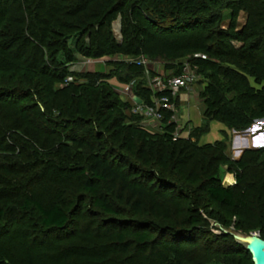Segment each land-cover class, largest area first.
Listing matches in <instances>:
<instances>
[{
	"label": "trees",
	"instance_id": "16d2710c",
	"mask_svg": "<svg viewBox=\"0 0 264 264\" xmlns=\"http://www.w3.org/2000/svg\"><path fill=\"white\" fill-rule=\"evenodd\" d=\"M204 2L0 0V264H209L228 247L251 258L211 211L220 231L209 228L200 202L251 212L253 226L239 218L234 228L264 238V148L233 159L227 132L198 139L210 121L243 131L264 118V0ZM119 13L120 42L111 29ZM74 52L142 54L174 74L187 61L201 84L202 125L186 120L175 137L164 111L163 127L148 128L109 82L144 79L142 66L71 72ZM131 91L150 103L141 81ZM223 167L233 184H222Z\"/></svg>",
	"mask_w": 264,
	"mask_h": 264
},
{
	"label": "rangeland",
	"instance_id": "374dc122",
	"mask_svg": "<svg viewBox=\"0 0 264 264\" xmlns=\"http://www.w3.org/2000/svg\"><path fill=\"white\" fill-rule=\"evenodd\" d=\"M132 0H127L128 4L131 2ZM138 1V0H137ZM203 3L204 0H202ZM71 3L69 1H66L64 3L68 4ZM127 4V5H128ZM208 5L210 6V11L214 10L216 7H214V5H211L208 3ZM231 18H232V11L230 9H223L222 10V17L219 20V25L222 26L223 28H227L231 22ZM236 25H237V29H240L242 27V25H244L245 19H246V14L244 11H240L236 17ZM121 14H117V17H115V19L112 20L111 22V29L113 31V34L115 36V38L120 42L121 41V34H120V27H121ZM68 45L73 49V51H75V41H76V37H70L68 38ZM236 44V43H235ZM75 54V58L74 60L68 64L69 66V70L71 72H102V73H113V72H118L120 71L119 67L120 65H122L125 62H132V61H136V59H138L139 57H141L140 55L138 56H129V55H124L121 53H114L111 55H104L98 58H91V57H85L83 55H79L76 52H74ZM142 55V54H141ZM60 59V58H59ZM61 60V59H60ZM155 61L150 60L149 61V65L150 67H155V69H158V72L162 71L163 69L159 66V63H154ZM155 64V65H154ZM161 64V63H160ZM142 74H143V78L142 77H133V79L130 82H136V81H141L143 83V85L145 86L146 83H148V81L150 79H152V75L148 74L146 72V70L144 69V67H142ZM122 71V69H121ZM161 73V72H160ZM73 79L72 75H69L66 79V81H70ZM141 79V80H140ZM110 83H112L114 85V88L116 90V92L119 94V96L124 100V101H130L131 103H133V101H137L136 97H134L132 91L130 90L128 93L131 95L132 99H130L127 95V92L122 90V87L124 88L125 86H121L120 83L113 77L110 78L109 80ZM129 82V83H130ZM201 91V84L199 82H195L193 84L190 85L189 89H184L181 90L178 95L176 97H178V105L176 104V109H177V115L178 117H180V119L182 120V123L186 120H188L190 122L191 126H200L202 125V116H201V112H202V108L200 106V93ZM135 98V99H134ZM148 126V128L150 129H154L152 127L151 124H146ZM252 129L249 131L243 130V131H229V129L225 126V124L218 122V121H210L208 124V131L201 135L198 139L199 144H204L207 142H214L216 140H220L223 138L224 133L223 132H227L228 133V137H227V149H226V153L230 158L233 159H239L241 157V155L243 154V152L246 150H244L240 155L238 154V150H243L244 146H240V144H244V142L246 141L245 139H249L251 142L253 141V143H251V145H248L250 148L248 149H257L258 147L260 148H264V118H258L255 119L253 124H252ZM110 132L106 131L109 133L110 136L113 137V134H116L115 132H113L112 130H109ZM238 137V138H236ZM242 139V142L239 143L238 140ZM257 142V144H255L254 142ZM236 142V144H235ZM238 142V143H237ZM241 144V145H242ZM263 144V145H262ZM253 168V167H251ZM223 170L221 172V180H222V184L224 185H230L233 184L235 182V178L234 175L232 173H229L226 171V169L223 167ZM9 176V174L7 175ZM247 179H249V176H247ZM15 195V194H12ZM9 200V202L5 203V206L8 208L9 206L12 207V209L16 208L18 209V206L16 204V200L15 202H11ZM201 207H203L204 209H200L203 217L208 218L209 222L211 223V225L209 226V228L218 233L220 230L218 229L217 226V221H215L213 218H209L208 217V212L211 211L213 214V217H219L220 219H222V221L225 223L224 228L228 229V230H232V231H237L234 228V224L238 221V219L240 218V216L235 213L232 212L230 209H222V207L213 204L210 201H206L204 199H202V202H200ZM250 214H247L248 217L246 216H242L240 219H242L243 223L242 226L243 227H248V226H253L254 223L256 222V217H252V213L249 212ZM7 214V213H6ZM255 216V215H253ZM32 221H37L36 218V213H32L31 216ZM3 226L4 224L7 223V220L3 221ZM220 224V223H219ZM237 232H242V231H237ZM254 232V231H253ZM256 232H258L256 230ZM251 232H248V234ZM3 246H6V244H4ZM219 250H222L221 248H219ZM209 264H252L250 255L246 252H242V251H231L230 247L227 248L226 252L222 255V256H217L215 255L214 257H212V260H210Z\"/></svg>",
	"mask_w": 264,
	"mask_h": 264
},
{
	"label": "built area",
	"instance_id": "2783aa9c",
	"mask_svg": "<svg viewBox=\"0 0 264 264\" xmlns=\"http://www.w3.org/2000/svg\"><path fill=\"white\" fill-rule=\"evenodd\" d=\"M136 61H132L138 66L144 67L148 74H153L152 79L146 83V87L152 92L150 103L145 102L143 99L136 97L137 101L130 103V113L138 115L141 118V123L151 124L155 130L163 127L164 111L170 112L168 123L176 124L173 131V135L179 136L182 125V120L177 115V109L175 104V98L181 90L189 89L190 85L195 83L198 79L197 74L190 67L187 61L182 62L180 72L172 73L164 70L163 64L159 63V66L163 69L158 72L155 67H150L149 59L145 55H140ZM194 56L202 59L206 58L205 54H195ZM157 63V62H154ZM155 65V64H154ZM132 82L127 84L122 90L127 92V95L132 99L128 93L131 90ZM135 99V98H134Z\"/></svg>",
	"mask_w": 264,
	"mask_h": 264
},
{
	"label": "water",
	"instance_id": "95a60500",
	"mask_svg": "<svg viewBox=\"0 0 264 264\" xmlns=\"http://www.w3.org/2000/svg\"><path fill=\"white\" fill-rule=\"evenodd\" d=\"M251 129L252 127L246 129V131ZM248 148L250 147L247 144L244 146L243 150H238V154H241L245 149ZM219 227L223 232L231 234L237 242L244 246V248L251 254L253 264H264V238L260 236L259 232L254 231L249 234H244L241 232L224 229L221 226Z\"/></svg>",
	"mask_w": 264,
	"mask_h": 264
},
{
	"label": "bare ground",
	"instance_id": "6f19581e",
	"mask_svg": "<svg viewBox=\"0 0 264 264\" xmlns=\"http://www.w3.org/2000/svg\"><path fill=\"white\" fill-rule=\"evenodd\" d=\"M263 137H264V136H263ZM246 141H247V142H246ZM246 141L244 142V144H242V143H241V142H242V139H239V140H238V142L242 144V145L240 144V146H242V147H243L244 145H247V144H248V145H251V143H253V141L251 142L249 139H247ZM238 142H237V143H238ZM254 142H255V144H257V142L255 141V139H254ZM236 145H237V144H236Z\"/></svg>",
	"mask_w": 264,
	"mask_h": 264
}]
</instances>
